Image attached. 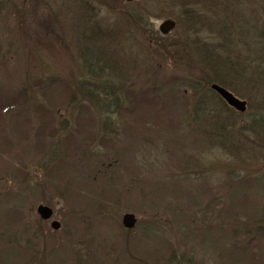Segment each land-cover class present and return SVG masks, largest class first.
I'll use <instances>...</instances> for the list:
<instances>
[{
  "label": "rangeland",
  "instance_id": "rangeland-1",
  "mask_svg": "<svg viewBox=\"0 0 264 264\" xmlns=\"http://www.w3.org/2000/svg\"><path fill=\"white\" fill-rule=\"evenodd\" d=\"M141 2L149 9L150 34L126 13L140 4L125 0L0 2V134L5 139L0 142L17 148L9 158L6 145L0 147V254L12 247L10 252L21 257L18 264H144L147 239L158 250L159 264H232L229 251L234 264H264V129L259 117L253 123L250 113L229 116L218 104L210 105L211 118L193 121L196 96L187 80L201 81L205 64L191 56L188 46L177 47L186 36L177 23L163 39L174 43L172 57L153 46L161 21L180 15L178 1ZM89 48L120 69L123 111L98 107L102 92L89 101L77 91L76 101L54 114L47 101L57 106L78 82L98 80L81 57ZM238 48L248 50L243 44ZM173 77L183 80L163 84ZM37 80L50 89L24 92L17 106L2 110L12 105L19 87ZM144 91L157 106L147 107ZM182 92L188 97L185 104ZM40 103L53 117L37 142L35 108ZM155 113L167 126L156 124ZM107 118L112 135L102 128ZM225 118L237 124L218 129L217 122ZM82 119L92 122L96 133L89 148L72 133ZM103 132L110 138L104 146ZM53 168L49 188L47 174ZM39 204L52 209L50 219L39 217ZM4 208L16 209L19 217L3 233ZM128 213L135 221L126 228ZM51 220L59 222L57 230ZM209 240L219 249H212Z\"/></svg>",
  "mask_w": 264,
  "mask_h": 264
},
{
  "label": "trees",
  "instance_id": "trees-1",
  "mask_svg": "<svg viewBox=\"0 0 264 264\" xmlns=\"http://www.w3.org/2000/svg\"><path fill=\"white\" fill-rule=\"evenodd\" d=\"M2 1L3 0H0V2ZM141 1L142 0L129 2L136 5L140 4L141 8L138 7L137 10L133 8L134 11L128 10L126 13H129L132 21L134 23H137L136 25L144 28V31L150 34L152 32L147 31L146 29V22L150 14L148 12L149 9L144 8ZM176 1H178V8L179 12L181 13L179 16L177 15V17L172 15L168 17L174 18V21H176L178 28L183 26L182 31H184L186 34L184 42L181 41L180 45H178L177 47L179 49H183L187 48L186 46H188V48L190 49L189 51L192 52L191 56L193 57L194 55V58L199 57L202 63L205 64V69H207L208 71H206L204 76L200 77L201 81H197L195 79L191 81H189V79L187 80V82L189 83L190 93H192L194 98L196 96L194 101L195 104L190 111L191 114H193L192 120H208L207 118L212 117L211 112L213 111L210 108V105L216 106L219 104L220 108L225 109L227 112H229V116H237V114L241 115L250 113V121H252L253 123H255V119L259 117L257 119L258 123H260L259 125L263 127L262 129H264V117H262L264 116V0ZM154 33V48H160L161 51L159 52L164 53L165 57H172L177 50H174L171 53L169 52V48L174 47V43H170L168 40L167 42H164L163 39H166L167 36H164L161 33ZM186 40L188 41V43ZM239 44L245 45L248 49L247 52L242 53V51H239ZM81 57L83 58L85 67L88 68L89 75L98 77V80L96 81V78L95 80L93 79L94 81L84 80L78 82L74 87L75 89H70L66 92V95L64 94L66 99L65 102H60L56 106L55 100L51 99L50 101H47L49 109H53L55 111V114L57 113L58 109L62 107V104L64 108L71 106V103L76 101V93L78 92L85 100H96L98 99L96 98V93H98L99 91L100 93H103L104 100H102L103 97L100 98L102 102L98 100V107L104 108L107 113H112L117 109H119V111H123L124 108H121L120 103V93H122L123 91V86L119 85L122 80L120 78V69L118 68V66H116V63H108V57H102L101 54L99 57L98 52L91 48H89V50H83V52H81ZM103 72H105L104 76L102 75ZM124 78L125 77H123L122 79ZM181 80L183 79L180 77L168 78L163 81V84L175 83L176 85H178L180 84L179 82ZM213 83L219 84L224 89L226 88L234 96L247 98L248 100H244L247 103L245 112L235 111L227 103H225L217 94V92H214L211 89L210 86ZM48 88L49 87L47 85V82L42 81L41 83L40 81L38 82V80L33 81V83H31L29 87H19L17 92L19 94L14 97L12 105H5L2 110L6 111L10 107H13L15 105L17 106L19 102L23 98H25L24 92L48 90ZM151 89L152 91L154 90V92H157L158 87H154L153 85ZM242 90L244 91L242 92ZM176 92L178 93L179 91L177 90ZM146 94V91H144L141 95L145 97L144 99L147 107L152 106L151 108H153L154 103L157 106L158 103L154 101V99H148ZM182 96L183 98H185L182 102L184 104L187 103L188 97H186V93L182 92ZM255 99H257L258 101L255 105H252L250 101ZM133 100L135 101V107L140 110L141 102L138 101V98ZM48 107H45L44 104L40 103L36 105L35 108L36 114L37 112L39 113L37 117L38 121L40 122L39 126H37L35 129V137L37 142L40 141V139L43 137L46 128L48 129L50 125L48 120L53 117L52 110L50 112L46 109ZM250 108H254V111L250 110ZM247 109L249 110L247 111ZM127 110L130 111V109ZM154 115L155 118L158 119L156 121L157 125H160L162 127L167 126L165 125L166 122L164 123V120L161 119L162 115H160L159 113H155ZM111 123L112 122H110V118H107V120L103 123L102 128L107 135H112L114 131L110 127ZM75 124L78 125V127L76 126L72 128V130L75 131L72 133H77V135L81 137V139L79 140H81V142L84 141L85 148L91 147L92 144H94L96 138V133H94V131L90 129V127L92 126V122L82 119ZM236 124L237 123L234 122V120L225 118L218 121L216 127H218V129H224V127H227L228 125L230 127H233ZM107 129H109L108 133L106 131ZM52 131L55 132L54 129H51V132ZM104 132L99 135V139L102 142L103 146L106 145L105 143L109 142L110 140V138H108ZM69 133L70 135L72 134L71 132ZM22 134H24V132H22ZM68 136L67 139H70L71 137L69 138ZM2 137V134H0V141L5 140ZM4 144L6 145V147L0 142V147L4 146L6 156H9V158H11V152L13 151V149L16 150L17 148L12 147L14 143H12L11 145L6 143ZM24 168L25 167L20 168L21 171L19 173L23 172ZM53 170L54 168L48 171L47 174L48 179L46 182L48 183L49 188L53 186ZM4 210V219L6 220V222L4 225L5 227L3 233L5 232V230L10 229V222L19 217V212L16 209L12 210L10 208H4ZM147 243L149 247L145 249L143 253V263H161L159 257L155 256V253L158 250L152 247L154 245L153 241L151 239H147ZM207 243L209 244V246L213 247L212 249H219L218 242H216V244L213 246L212 241L209 240L207 241ZM155 244H157V242H155ZM165 249L166 252H171L170 254L172 256L173 250L169 246H166ZM10 251L14 252V249L11 247V249L9 248V250H6L4 256L0 254V264H18L21 257L19 258L18 256L16 257V255L14 256V253H11ZM252 255V260H255V254ZM226 256L228 257V262H231L232 264L235 263V258L232 256L231 251L227 252ZM166 257L170 258V255L167 254ZM79 263L80 262H77V264Z\"/></svg>",
  "mask_w": 264,
  "mask_h": 264
},
{
  "label": "water",
  "instance_id": "water-1",
  "mask_svg": "<svg viewBox=\"0 0 264 264\" xmlns=\"http://www.w3.org/2000/svg\"><path fill=\"white\" fill-rule=\"evenodd\" d=\"M126 2L128 1H137V0H125ZM176 22L173 21L172 19H165L161 21L158 31L161 32L163 35H167L170 33L171 29L174 28ZM211 89L214 92H217L218 95L222 98L224 102H226L229 106H231L235 111H240V112H245L246 109V102L239 99L238 97H235L230 91L224 89L222 86L219 84L215 83L211 85ZM37 214H39L40 218L42 220L50 219L53 214H52V209L48 205H43L39 204L36 208ZM123 224L125 227L129 228L134 220V215L131 213L126 214L123 217ZM50 226L53 230H57L60 227L59 222L56 220H51L50 221Z\"/></svg>",
  "mask_w": 264,
  "mask_h": 264
}]
</instances>
